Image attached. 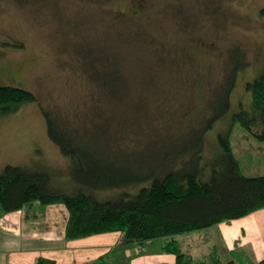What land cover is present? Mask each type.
I'll return each mask as SVG.
<instances>
[{"label":"rangeland","instance_id":"1","mask_svg":"<svg viewBox=\"0 0 264 264\" xmlns=\"http://www.w3.org/2000/svg\"><path fill=\"white\" fill-rule=\"evenodd\" d=\"M236 48L248 65L238 74L229 114L241 102L250 107L246 83L264 68V0H0V85L29 90L98 134L102 124L91 106L102 95L86 70L100 72L103 49L111 52L104 67L116 66L121 55L128 93L105 115L114 118L113 133L119 120L127 122L124 149L142 148L157 133L199 126ZM139 98L145 106L135 111ZM229 120L207 133L210 142ZM230 141L242 172L264 175V140L235 122ZM7 164L47 172L55 185L71 187L70 161L48 137L37 102L0 112V173Z\"/></svg>","mask_w":264,"mask_h":264},{"label":"trees","instance_id":"2","mask_svg":"<svg viewBox=\"0 0 264 264\" xmlns=\"http://www.w3.org/2000/svg\"><path fill=\"white\" fill-rule=\"evenodd\" d=\"M102 53L103 64L109 66L111 52L103 49ZM121 59L119 54L116 66L103 65L100 72L93 66L86 70L102 95L91 106L97 116L94 119L101 120L100 134L54 112L27 89L0 85V112L4 115L29 103L39 104L48 137L69 159L72 178L71 187L61 188L52 181V174L7 164L0 173V209L11 212L35 203L62 204L68 212L67 240L106 232L120 233L119 245L162 239L163 250L176 256L173 264H264V258L253 261L237 247L228 260H222L216 250L194 259L177 240L181 234L264 208V175L244 174L230 141L235 122L264 140V68L246 83L250 107L244 108L241 102L239 110L229 114L238 74L248 65L239 48L232 50L228 71L207 100L209 114L199 126L177 134L157 133L158 138L146 141L144 147L129 150L121 147L125 136L121 127L127 122L119 120L113 133L114 118L105 115L106 108L113 102L121 104L128 93ZM145 102L142 98L135 101V111L143 110ZM227 115V128L217 133L213 144L207 133ZM35 264L56 261L39 257ZM86 264H111L110 253Z\"/></svg>","mask_w":264,"mask_h":264},{"label":"crops","instance_id":"3","mask_svg":"<svg viewBox=\"0 0 264 264\" xmlns=\"http://www.w3.org/2000/svg\"><path fill=\"white\" fill-rule=\"evenodd\" d=\"M67 219L65 206L56 204L35 203L11 212L0 209V264H35L39 257L53 259L56 264H86L107 252L111 264H173L176 261L175 254L163 250L162 239L119 245L120 233L106 232L67 240ZM177 240L182 250L194 259L216 250L222 260H228L237 247L251 260L259 261L264 258V208L181 234Z\"/></svg>","mask_w":264,"mask_h":264}]
</instances>
